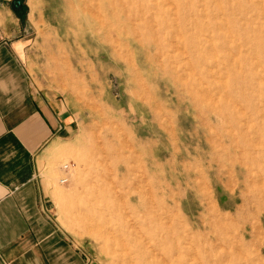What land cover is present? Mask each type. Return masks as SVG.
<instances>
[{"label": "rangeland", "instance_id": "374dc122", "mask_svg": "<svg viewBox=\"0 0 264 264\" xmlns=\"http://www.w3.org/2000/svg\"><path fill=\"white\" fill-rule=\"evenodd\" d=\"M19 1L35 91L72 122L42 175L83 254L93 264H264V202L251 201L264 194V0ZM95 179L119 211L89 203ZM211 206L240 220L223 246L203 226ZM168 223L185 237L161 240ZM139 241L178 253L142 258Z\"/></svg>", "mask_w": 264, "mask_h": 264}, {"label": "crops", "instance_id": "0c3cea01", "mask_svg": "<svg viewBox=\"0 0 264 264\" xmlns=\"http://www.w3.org/2000/svg\"><path fill=\"white\" fill-rule=\"evenodd\" d=\"M0 0V264H93L55 217L42 175L72 132L59 102L35 91L33 43Z\"/></svg>", "mask_w": 264, "mask_h": 264}, {"label": "bare ground", "instance_id": "6f19581e", "mask_svg": "<svg viewBox=\"0 0 264 264\" xmlns=\"http://www.w3.org/2000/svg\"><path fill=\"white\" fill-rule=\"evenodd\" d=\"M178 25V24H177ZM247 136H248V134H247ZM258 137V136H257ZM238 142V141H237ZM256 142H257V140H256ZM254 144V143H253ZM238 146V145H237ZM221 148V147H220ZM234 148V147H233ZM237 148V147H236ZM226 150H228L227 148H226ZM242 150V149H241ZM225 151V150H224ZM240 151V150H239ZM250 151H252V150H250ZM225 152H227V151H225ZM253 152V151H252ZM256 152V151H255ZM259 152H261V151H259ZM263 152V151H262ZM223 152H221V154H222ZM237 153V152H236ZM235 153V154H236ZM239 153H241V152H239ZM244 154H245V151H244ZM255 154V153H254ZM223 155V154H222ZM255 155H257V152H256V154ZM259 155V154H258ZM229 156H230V154H229ZM231 157V156H230ZM259 160V159H258ZM236 161V160H235ZM239 162V161H238ZM242 163V162H241ZM239 164V163H238ZM237 167V166H236ZM248 167V166H247ZM258 170V169H257ZM256 172V171H255ZM254 172V173H255ZM249 173V172H248ZM262 175V174H261ZM252 176H253V174H252ZM92 180V179H91ZM94 180V179H93ZM253 180V179H252ZM262 181H264V179H262ZM108 182V181H107ZM110 183H111V181H109ZM254 182H255V180H254ZM253 182V183H254ZM102 183V181L100 182V181H98V180H96L95 179V181H94V185L92 186V188L91 189H88L87 190V192L85 193V194H87V195H84V196H86L88 199H89V203L95 208V210H96V212H98L99 213V209L98 208H100L99 207V205H101V204H103L106 208L107 207H111V205L113 206V208L116 210V211H119V208L117 207V206H115V201L113 200H110V202H112V204L110 205V202L108 201V200H106V198H105V194L106 193H109V187L107 186V185H102L101 184ZM112 183H114L113 181H112ZM256 183V182H255ZM113 185V184H112ZM257 185V184H256ZM262 185V184H261ZM264 188V187H263ZM86 189V188H85ZM111 190V189H110ZM82 193V192H81ZM153 194V193H152ZM109 195V194H108ZM154 196V195H153ZM152 196V197H153ZM148 197V196H147ZM154 198V197H153ZM109 199V198H108ZM113 199V198H112ZM243 199V198H242ZM149 200H150V198H149ZM251 201H254V202H264V194H254L253 195V197H252V199H251ZM124 202V201H123ZM167 200L164 198H162V202H161V204H163L165 207H167L168 208V205H167ZM151 203L149 202V205H150ZM80 205V204H79ZM109 205V206H108ZM152 205V204H151ZM215 205V204H214ZM153 206H154V204H153ZM156 206V205H155ZM154 206V207H155ZM164 206H162V207H164ZM177 208H179V205L177 206ZM155 209V208H154ZM218 209V208H217ZM216 209V207L214 206H211L210 207V211H209V216H210V220L208 221V222H206L203 226L204 227H207V228H209L210 230H211V233L212 234H215V236H216V241L218 242V243H220V244H222V246L225 244V240H224V238H225V235H226V233H228V232H231L232 231V229H233V227L236 225V223H238V221H240V220H234V219H232V218H227V217H225V216H223L224 214H219L218 213V210ZM157 210V209H156ZM179 210V209H178ZM109 211V210H108ZM111 211V210H110ZM168 211V210H167ZM115 212V211H114ZM171 212H173V211H171ZM117 213V212H116ZM162 213V212H161ZM179 213V212H178ZM118 214H120V213H118ZM167 214H169V212L167 213ZM172 215H174V214H172ZM119 216V215H118ZM175 216V215H174ZM177 216V215H176ZM126 217H127V215H126ZM169 217V216H168ZM130 218H131V216H130ZM160 218V217H159ZM161 218H163V217H161ZM175 218V217H174ZM92 219V218H91ZM166 219V218H165ZM121 220V219H120ZM132 220V219H131ZM152 220V219H151ZM169 220H171V219H169ZM127 221H129V220H127ZM166 221H168V220H166ZM172 221H173V218H172ZM177 221V220H176ZM245 221V220H244ZM161 222V221H160ZM165 222V221H164ZM171 222V221H170ZM222 222H224V223H226L227 224V226L225 225V226H223V225H221L222 224ZM132 223V222H131ZM172 223V222H171ZM182 223V222H181ZM94 224H96V223H94ZM127 224V223H126ZM162 224V223H161ZM184 224V222L182 223V225ZM132 225V224H131ZM130 225V227H132ZM245 225H246V222H244V228H245ZM97 226V225H96ZM134 226H138V227H146V229H147V231H151L152 232V226H150V225H148V224H141L140 222H138L136 219L134 220ZM186 226V225H185ZM184 226V227H185ZM249 227V226H248ZM134 228V227H133ZM136 228V227H135ZM134 228V229H135ZM174 226L173 225H171V224H169L168 223V225H166V227H161V226H159V227H157L156 228V230H155V234L157 235V234H159V236H160V239L162 240L163 238H166V236H167V238H170L171 240H174V241H178V240H181L183 237H185V235L184 236H178V238H174L173 237V231H174ZM241 228V227H240ZM126 229V228H125ZM137 229V228H136ZM135 229V230H136ZM239 229V228H238ZM243 229V228H242ZM182 230V229H181ZM131 231V230H130ZM146 231V232H147ZM185 231H186V229H185ZM125 232V231H124ZM133 232H134V230H133ZM140 232V234H141V230L139 231ZM187 233H188V231H186ZM185 232V233H186ZM241 232H243V231H241ZM190 233V232H189ZM244 233V232H243ZM256 233V232H255ZM235 234V233H234ZM239 234V233H238ZM127 236V235H126ZM130 236V235H129ZM135 236V235H134ZM128 238V237H127ZM136 239H137V237H135ZM207 238V237H206ZM209 238V237H208ZM246 238V233H244L243 234V239H245ZM159 239V240H160ZM128 240H130L129 238H128ZM138 240H139V238H138ZM150 240V239H149ZM159 240L158 239H155V238H153V241L154 242H159ZM125 241V240H124ZM193 241V240H192ZM192 241H191V243H192ZM126 242V241H125ZM189 242V241H188ZM171 243V242H170ZM178 243V242H177ZM182 243V242H181ZM242 243V242H241ZM148 244H150V245H152V242L150 243V242H148ZM147 243H145V244H143L141 241H139V256H141L142 258H149L151 255H153V256H158V255H155V252L156 251H159V255H161L162 257L163 256H168V257H170L171 255H174V254H176V253H178V249H177V251L176 252H172V251H167V250H165V249H163V247L162 246H164V245H162V246H160V245H157V243H155V245L154 246H156L155 248H153V249H151L150 247V245L149 246H147L148 245ZM193 244V243H192ZM204 244V243H203ZM238 244V243H237ZM132 245V244H131ZM176 245H178V244H176ZM244 245V244H243ZM204 246V245H203ZM221 246V247H222ZM133 247V246H132ZM135 247V246H134ZM153 247V246H152ZM212 247V246H211ZM244 247V246H243ZM192 248V247H191ZM205 248V247H204ZM215 248V247H214ZM239 248V247H238ZM188 249H190V248H188ZM235 249V248H234ZM240 249V248H239ZM205 250V249H204ZM238 250V249H237ZM136 252V251H135ZM247 252H248V250H247ZM180 253V252H179ZM193 253V252H192ZM207 253V252H206ZM137 254V253H136ZM190 254V253H189ZM183 256V255H182ZM182 256H181V259H182ZM204 256V255H203ZM231 256V255H230ZM242 256H243V254H242ZM178 257V256H177ZM205 257V256H204ZM247 257V256H246ZM157 258V257H156ZM160 258V257H159ZM176 258V257H175ZM152 260V259H151ZM157 260V259H156ZM166 260V259H165ZM179 260V259H178ZM204 260H205V258H204ZM209 260V262H208V264H214V261H213V259H208ZM246 260V259H245ZM150 261V260H149ZM161 261V260H160ZM175 261V260H174ZM182 261V260H181ZM231 261V260H230ZM229 261V262H230ZM152 262V261H151ZM167 262V261H166ZM237 262V261H236ZM205 263H206V260H205ZM163 264V263H162ZM170 264V263H169ZM180 264V263H179ZM207 264V263H206ZM215 264H217V263H215ZM247 264V263H246Z\"/></svg>", "mask_w": 264, "mask_h": 264}, {"label": "trees", "instance_id": "16d2710c", "mask_svg": "<svg viewBox=\"0 0 264 264\" xmlns=\"http://www.w3.org/2000/svg\"><path fill=\"white\" fill-rule=\"evenodd\" d=\"M22 3H21V1H19V0H14L13 1V4H12V6H13V10L18 14L21 10H19V9H22L21 7H22Z\"/></svg>", "mask_w": 264, "mask_h": 264}, {"label": "built area", "instance_id": "2783aa9c", "mask_svg": "<svg viewBox=\"0 0 264 264\" xmlns=\"http://www.w3.org/2000/svg\"><path fill=\"white\" fill-rule=\"evenodd\" d=\"M62 182H63V183H65V182H66V180H63Z\"/></svg>", "mask_w": 264, "mask_h": 264}]
</instances>
